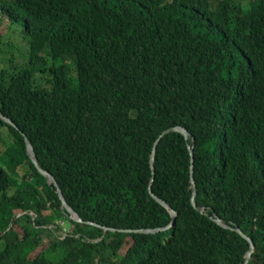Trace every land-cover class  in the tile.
<instances>
[{
	"label": "trees",
	"instance_id": "1",
	"mask_svg": "<svg viewBox=\"0 0 264 264\" xmlns=\"http://www.w3.org/2000/svg\"><path fill=\"white\" fill-rule=\"evenodd\" d=\"M0 114V264H264V0H0Z\"/></svg>",
	"mask_w": 264,
	"mask_h": 264
},
{
	"label": "water",
	"instance_id": "2",
	"mask_svg": "<svg viewBox=\"0 0 264 264\" xmlns=\"http://www.w3.org/2000/svg\"><path fill=\"white\" fill-rule=\"evenodd\" d=\"M0 117H1L4 121L8 122L9 124H12V122H11L8 118L2 116L1 114H0ZM174 131L181 133L184 137L187 136V132H186L183 128H180V127H172V128H168V129L164 130V131L159 135L158 139L156 140V142H155V144H154V147L156 146L158 140H159L162 136L166 135V134L169 133V132H174ZM24 142H25L26 153H27V155L29 156V158L31 159V161L33 162L34 166L37 168L38 172L44 176V178L46 179V182H47L48 184H49V183H52V184L54 185V187L56 188L55 191L57 192L58 197H59V199H60V201H61V206H62L63 208H65L66 212L68 213L69 217H70L72 220L77 221V222H81L82 220H81V219L78 217V215L73 211V209H72V208L66 203V201H65V199L63 198L62 193H61L59 187L57 186V184H56V182H55L53 176L50 175L49 173L43 171L42 169H40L39 166L37 165V163H36V159H35V156H34V152H33V149H32V146L30 145V142L28 141V139H27L26 137H24ZM190 155H191V164H192V151H191V150H190ZM153 161H154V148H153V151H152V154H151V157H150V163H151V168H152V169H153V166H152V165H153ZM191 168H192V165L190 166V172H191V174H192V170H191ZM191 182H192V184H191V189H192L191 204H192L193 206H195V200H194V196H195V186H194V183H193V179H192V178H191ZM152 196H153V195H152ZM153 197H154L159 203H161L165 208H167V209L169 210V213H170V216H171V223L167 226V228L172 227V226L174 225L175 216H176L175 211H173V210L170 208V206H168L165 202L161 201L160 199L156 198L155 196H153ZM196 209H197L199 212L203 211V208H198V207H196ZM214 221H215L217 224H219V225H221V226H223V227H226L224 224L221 223V221H220L219 219H214ZM105 229H106V228H105ZM235 230H236V232H238V234H240L241 237L247 239L248 242H249V244H250V248H249V250H248L247 253H246V260H245V263H244V264H247L248 258H249V256L251 255V252H252V250H253V244L251 243V241H250V240H249V239H248V238H247V237H246V236H245V235H244V234H243V233H242L237 227L235 228ZM141 231H142V232H149V231H153V230H141Z\"/></svg>",
	"mask_w": 264,
	"mask_h": 264
},
{
	"label": "rangeland",
	"instance_id": "3",
	"mask_svg": "<svg viewBox=\"0 0 264 264\" xmlns=\"http://www.w3.org/2000/svg\"><path fill=\"white\" fill-rule=\"evenodd\" d=\"M2 26H3V23H2ZM15 30H16V28L13 30V32L15 33V34H17L16 32H15ZM60 225L63 227V229H65L67 232L71 229V226H69V225H67V224H64V223H61L60 222ZM46 243V241H42L41 242V244H45Z\"/></svg>",
	"mask_w": 264,
	"mask_h": 264
},
{
	"label": "bare ground",
	"instance_id": "4",
	"mask_svg": "<svg viewBox=\"0 0 264 264\" xmlns=\"http://www.w3.org/2000/svg\"><path fill=\"white\" fill-rule=\"evenodd\" d=\"M181 128V127H180Z\"/></svg>",
	"mask_w": 264,
	"mask_h": 264
}]
</instances>
